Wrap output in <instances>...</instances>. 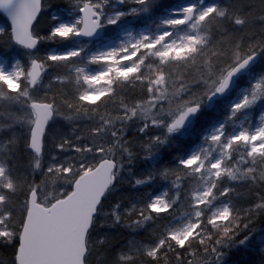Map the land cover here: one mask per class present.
I'll return each instance as SVG.
<instances>
[{"label":"snow or ice","instance_id":"6c2138e0","mask_svg":"<svg viewBox=\"0 0 264 264\" xmlns=\"http://www.w3.org/2000/svg\"><path fill=\"white\" fill-rule=\"evenodd\" d=\"M0 264H264V0H0Z\"/></svg>","mask_w":264,"mask_h":264}]
</instances>
